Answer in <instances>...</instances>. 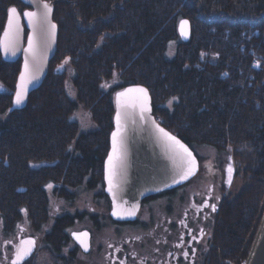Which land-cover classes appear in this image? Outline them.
I'll return each mask as SVG.
<instances>
[{
	"label": "trees",
	"instance_id": "1",
	"mask_svg": "<svg viewBox=\"0 0 264 264\" xmlns=\"http://www.w3.org/2000/svg\"><path fill=\"white\" fill-rule=\"evenodd\" d=\"M46 1L56 52L20 110H9L20 60L6 63L0 55L6 223L22 212L44 221L49 182L70 201L102 181L114 93L140 84L154 117L194 152L207 146L230 153L235 175L212 224L208 264H244L264 212V0ZM11 6L26 8L20 0H0V32ZM180 19L190 24L186 42L177 33ZM80 109L91 128L74 119Z\"/></svg>",
	"mask_w": 264,
	"mask_h": 264
},
{
	"label": "flooded vegetation",
	"instance_id": "2",
	"mask_svg": "<svg viewBox=\"0 0 264 264\" xmlns=\"http://www.w3.org/2000/svg\"><path fill=\"white\" fill-rule=\"evenodd\" d=\"M225 166L216 174L208 166L214 173L207 169L178 187L145 197L131 220L111 217L103 172L102 181L85 190L91 193V204L73 213L66 205L78 202L80 195L68 201L65 190L56 192L49 182L44 221L22 212L8 225L0 213V264H12L15 246L23 238H32L35 246L21 264H35L39 249L52 264H208L212 224L226 196L223 190L230 185ZM234 175L232 171V179ZM72 233L78 234L77 241Z\"/></svg>",
	"mask_w": 264,
	"mask_h": 264
},
{
	"label": "water",
	"instance_id": "3",
	"mask_svg": "<svg viewBox=\"0 0 264 264\" xmlns=\"http://www.w3.org/2000/svg\"><path fill=\"white\" fill-rule=\"evenodd\" d=\"M27 8L19 12L18 24L20 32L14 39L6 38L4 33L8 27V10L3 28L0 32V55L1 59L6 63H14L20 60V70L17 75L14 90L12 93L10 111L20 110L25 107L28 96L42 84L47 75L49 63L56 52L57 43V27L55 35L50 34L49 24H41V18L45 12L43 5L47 3L51 9L48 14L47 21L55 24L52 20V3L46 0H20ZM8 8V9H9ZM25 12H35L38 14L37 19L32 25L29 24L27 17L23 15ZM180 19L177 25V33L181 42H186L190 37V24L185 29L187 35L182 36L180 31ZM56 25V24H55ZM26 31V34H25ZM33 37V48L31 52H26L28 48V37ZM7 47V50L5 48ZM27 60L29 68L25 76L24 84V100L20 105L14 103L17 85L21 84L20 74L25 70V61ZM146 87L140 84H130L117 90L113 96L114 113L113 128L109 134V145L106 156L103 160V180L105 182L104 192L112 203L111 217L116 220L133 219L140 201L152 194L169 190L182 185L192 179L199 167V162L193 150L184 143L179 137L164 128L154 117L151 107V97L148 93L147 106L149 111L143 113L141 119L138 94L131 93L128 96L117 98L118 92H124L128 88ZM127 105V107H125ZM121 113L119 132L117 136L118 152L117 159L114 161L115 168L112 177V190L109 191L108 179L105 175V167L108 156L113 150V132H117V113ZM162 128L170 136H174L183 144L192 157L195 158V166L192 167L188 163V157L173 141H169L163 133L158 129ZM191 168V175L187 179L182 177L188 173ZM114 205L118 215H113ZM72 237L77 241L78 234L72 233ZM32 240V238H23L15 246V251L11 262L16 260L17 253L21 249V241ZM35 244L31 246V252L18 264L26 260L33 252ZM25 249L28 245L23 246ZM244 264H264V212L262 214L260 224L254 236L248 256Z\"/></svg>",
	"mask_w": 264,
	"mask_h": 264
},
{
	"label": "snow or ice",
	"instance_id": "4",
	"mask_svg": "<svg viewBox=\"0 0 264 264\" xmlns=\"http://www.w3.org/2000/svg\"><path fill=\"white\" fill-rule=\"evenodd\" d=\"M43 7L45 9V12L43 14V17L41 18V24L43 25L45 23H48L49 29H50V34L52 36H54L56 25L50 24V22L47 21V17H48V14L51 12V9L47 3H45L43 5ZM23 15L28 18L30 25H32L34 23V21L37 19V16H38V14L35 12H25V13H23ZM18 20H19V16L17 15V9L14 7L9 8L8 9V27L5 29V33H4L6 38L14 39L16 36H18V34L20 32ZM187 25H188L187 20H181L180 21V31H181L182 36L187 35V33L185 31ZM32 48H33V37H32V35H29V37H28V48L25 49V51L31 52ZM5 50H7V47L5 48ZM65 62H67V61H65ZM24 68H25V70L23 72H21V74H20L21 84L17 85V92H16V97L14 100V103L16 105H20L22 103V101L24 100V84H23V82L25 81V76H26V73H27L28 68H29L27 60L25 61ZM131 93L138 94L141 119H143V113L146 111H149L148 106H147V102H148L147 90L145 88H142V87L128 88V89H125L124 92H118L116 95H117V98L119 100L120 97L128 96ZM125 107H127V105H125ZM120 120H121V113L118 112L117 116H116L117 129L118 130H117V132H113V134H112L113 150L108 156V161H107V164L105 167V175H106V179H108L109 191L112 190V177L114 175L113 169L115 168L114 161L117 159V152H118L117 136H118V132H119ZM158 130L161 133H163V135L169 141H173L176 145H179L180 149H182L183 153L186 154V156L188 157V163L192 167H194L196 161H195V158L192 157V153L189 152L188 149L185 148L183 144H180V141L177 140L174 136H170L167 132H164V130L162 128H160ZM232 171H233V168H232L231 164H229V166L227 168V173H228L227 182L229 184L231 183V180H232ZM188 175H191V168H189L188 173L185 174L182 178L187 179ZM49 187H51V185H49ZM115 208H116V206L114 205V210L112 213L114 216L118 215V212L115 210ZM212 208L215 211V205H212ZM84 235H86V234H84ZM77 239H79V237H77ZM33 244H34V241H32V240L21 241V249H20V251H18L17 258H16V260H14L12 262V264H18V262L20 260L24 259L25 256L31 252V246ZM24 245H28L29 247H27L25 249L23 247ZM185 255H187V253H185Z\"/></svg>",
	"mask_w": 264,
	"mask_h": 264
},
{
	"label": "rangeland",
	"instance_id": "5",
	"mask_svg": "<svg viewBox=\"0 0 264 264\" xmlns=\"http://www.w3.org/2000/svg\"><path fill=\"white\" fill-rule=\"evenodd\" d=\"M174 48H175V43H170L169 48H168L169 55L173 53ZM68 80L69 78L66 80V88H67L68 93L72 96L73 90L71 89L70 82ZM74 119H76L79 122L82 129H89L92 127L88 116L81 109L75 113ZM195 152L200 161V169H199V172L196 178L206 173L207 169L210 170L212 173H214L213 169L210 167L208 168V166H212L215 169V174H216L217 173L216 170L222 171L223 165L224 166L226 165L225 168L227 169L229 164H231L233 168V172H234L235 165H234L233 159H231L230 153H228V155L226 154L224 158L223 156L217 155V153L212 148L207 147V146H198L195 148ZM223 163H226V164H223ZM226 169H224L225 172H226ZM225 186H226V183H225ZM90 194H91L90 192L85 193L84 189L81 190L77 194V195H80L78 202L73 203L72 206L70 204L66 205L68 213H73V210L82 204L83 205L91 204L92 200L90 199ZM223 194L224 196L227 195L226 188L223 190ZM76 226L74 227L76 228ZM34 262L35 264H52V262H50V260L48 259V255L41 249L37 250L35 257H34Z\"/></svg>",
	"mask_w": 264,
	"mask_h": 264
},
{
	"label": "built area",
	"instance_id": "6",
	"mask_svg": "<svg viewBox=\"0 0 264 264\" xmlns=\"http://www.w3.org/2000/svg\"><path fill=\"white\" fill-rule=\"evenodd\" d=\"M251 67L257 69L259 67V62L257 58H253L251 61ZM229 263V262H228Z\"/></svg>",
	"mask_w": 264,
	"mask_h": 264
}]
</instances>
